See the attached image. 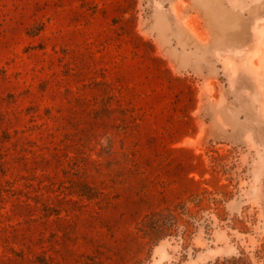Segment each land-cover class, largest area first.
I'll return each mask as SVG.
<instances>
[{
	"label": "rangeland",
	"instance_id": "1",
	"mask_svg": "<svg viewBox=\"0 0 264 264\" xmlns=\"http://www.w3.org/2000/svg\"><path fill=\"white\" fill-rule=\"evenodd\" d=\"M238 254L264 264V0H0V264Z\"/></svg>",
	"mask_w": 264,
	"mask_h": 264
},
{
	"label": "trees",
	"instance_id": "2",
	"mask_svg": "<svg viewBox=\"0 0 264 264\" xmlns=\"http://www.w3.org/2000/svg\"><path fill=\"white\" fill-rule=\"evenodd\" d=\"M155 223L157 226L155 231H157L158 233H167V232H171L175 228H179L177 227L179 225L178 217L175 215L173 216L172 220L171 219L169 220L167 219L165 213L158 214L155 219ZM186 229H187L186 225H182L181 230L179 228L178 231L180 234H183ZM222 264H247V261H246V258L242 254H238L231 258L224 259L222 261Z\"/></svg>",
	"mask_w": 264,
	"mask_h": 264
},
{
	"label": "crops",
	"instance_id": "3",
	"mask_svg": "<svg viewBox=\"0 0 264 264\" xmlns=\"http://www.w3.org/2000/svg\"><path fill=\"white\" fill-rule=\"evenodd\" d=\"M158 38L160 39V35H158ZM172 38H173L172 44H174L173 48H171L169 50V53L167 51H165L166 53L163 51L167 56L169 54H171L172 58H173L174 51H175V56L183 55V56H181V59L186 60V61H187V59H192V58H194V56H196V54H197L196 50L192 46H186L183 43L182 37L177 33L176 29L173 30ZM161 39H162V37H161Z\"/></svg>",
	"mask_w": 264,
	"mask_h": 264
}]
</instances>
